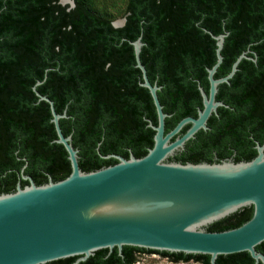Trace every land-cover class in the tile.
<instances>
[{
  "label": "trees",
  "instance_id": "trees-1",
  "mask_svg": "<svg viewBox=\"0 0 264 264\" xmlns=\"http://www.w3.org/2000/svg\"><path fill=\"white\" fill-rule=\"evenodd\" d=\"M73 1L69 8L58 0H0V96H10L12 106L0 120V127H5L0 130V176L4 172L8 179L0 191L13 190L16 170L24 163L36 184L45 183L49 175L54 181L63 179L71 170L64 146L54 141L48 102L41 100V112L34 114L27 99L37 98L33 86L38 80L42 82L36 91L53 101L57 113H66L59 125L65 136L71 134L79 167L91 171L117 162L101 155L141 157L153 144L154 130L148 122L156 124V110L148 88L139 84L141 71L135 66L131 41L141 37L140 61L149 81L161 85L157 96L164 112L180 111L182 102L173 95L188 79L186 72L204 71V65L216 62L214 52L202 51L216 47L211 34L228 33L222 64L237 57L227 47L243 48L248 42H255L251 47L258 52L256 62H264V0H127L120 27L92 11L87 0ZM178 113L170 126L184 114ZM252 211V206H245L206 229L239 226ZM255 248L264 254V241ZM137 252L210 264L209 254L130 245H123L121 254L117 247L98 249L77 264H134ZM76 258L44 264H72ZM215 261L254 263L247 251L219 254Z\"/></svg>",
  "mask_w": 264,
  "mask_h": 264
},
{
  "label": "water",
  "instance_id": "water-1",
  "mask_svg": "<svg viewBox=\"0 0 264 264\" xmlns=\"http://www.w3.org/2000/svg\"><path fill=\"white\" fill-rule=\"evenodd\" d=\"M68 7L73 0H58ZM114 27L125 23V17L111 22ZM225 34L216 39V62L208 69L209 96L203 90V109L198 116L184 117L164 133V118L156 83H151L140 61V36L133 45L135 66L141 71L139 84L148 88L157 113V124L148 125L155 131L153 145L141 157L132 153L128 158L109 153L117 162L95 170L83 171L78 164V149L72 145L71 134L64 135L53 101L33 90L39 100L48 102L54 141L64 146L70 172L63 179L51 177L36 184L22 174L28 183L12 192L0 193V264H44L77 256L72 264L87 259L96 250L123 245L185 254H209L216 264L219 254L247 251L264 264V254L255 246L264 241V152L248 161L220 163H181L167 157L182 146L205 121L218 102H214L216 86L226 81L245 55L234 61L231 71L215 79L213 73L222 61L220 50ZM190 123L183 136L169 142L170 137ZM252 206L249 219L239 226L209 231L207 225L237 210Z\"/></svg>",
  "mask_w": 264,
  "mask_h": 264
},
{
  "label": "flooded vegetation",
  "instance_id": "flooded-vegetation-1",
  "mask_svg": "<svg viewBox=\"0 0 264 264\" xmlns=\"http://www.w3.org/2000/svg\"><path fill=\"white\" fill-rule=\"evenodd\" d=\"M227 34L226 32L224 39ZM214 35L216 36L219 34ZM210 36L212 37V34ZM213 39L216 44V39ZM253 44H255V42H248L243 48L236 46L227 47L226 51L231 55L237 53V57L241 54L245 55V57H242L237 63L236 69L231 77L217 84L214 102H218V104L207 117L205 128H198L191 137L183 142L182 146L176 148L172 154L167 157L168 161L181 163H220L229 160L239 162L248 161L257 155L258 147L264 145V62H256L258 52L255 48L251 47ZM216 48L217 46L214 49L211 47H204L202 51L206 53L214 52L216 55ZM222 49L223 45L220 53ZM261 51L264 52V47ZM237 57L231 63H220L213 73V78L219 79L226 76L231 71ZM243 58L253 59L255 62H241ZM212 66L213 65H204V71H189L185 73L188 79L184 81V85H181L173 95L175 99L182 102V107H180V111L178 112L184 114L179 117L174 125L170 126L175 116L177 117L179 113L175 111H163L166 113L164 118L165 134L171 131L182 118H196L199 110L203 109L204 105L201 89L209 96L210 81L208 78V69ZM254 68H261L263 71L257 72ZM225 70L226 72H224ZM260 76L261 78H258ZM154 83L157 84L156 81ZM158 86L160 87L158 90H160L161 85ZM171 93L172 92H169L168 94ZM27 99H29L30 106L35 108L34 114H37V111L38 113L41 112L42 104L38 96L34 98V96L30 95L27 96ZM9 102H11L10 96H0V120L3 119L4 114L9 113L7 108L12 107ZM250 107H253V109ZM151 123L153 125L157 124V122L156 124L153 122ZM190 125V123L184 124L179 131L170 137L169 142L183 136ZM1 129L3 131L5 127H0V130ZM2 155L4 154L2 153ZM22 158L24 159V157ZM3 162L6 164L7 160ZM26 166L27 163H24L20 166L19 170H16L13 190L9 188L0 191V193L14 191L17 183H19L20 186L28 183L27 179L21 177L22 174H24L32 178V175L25 171ZM49 177L51 176L49 175L48 178ZM0 178V186L6 187L8 179L5 178L4 172L1 174ZM22 180H26L27 183L23 184L21 182Z\"/></svg>",
  "mask_w": 264,
  "mask_h": 264
},
{
  "label": "rangeland",
  "instance_id": "rangeland-1",
  "mask_svg": "<svg viewBox=\"0 0 264 264\" xmlns=\"http://www.w3.org/2000/svg\"><path fill=\"white\" fill-rule=\"evenodd\" d=\"M87 5L95 13L117 21L124 17L127 0H87ZM134 264H199L194 260L174 262L158 253H141L135 257Z\"/></svg>",
  "mask_w": 264,
  "mask_h": 264
},
{
  "label": "built area",
  "instance_id": "built-area-1",
  "mask_svg": "<svg viewBox=\"0 0 264 264\" xmlns=\"http://www.w3.org/2000/svg\"><path fill=\"white\" fill-rule=\"evenodd\" d=\"M141 253H147V252H137L135 255H140Z\"/></svg>",
  "mask_w": 264,
  "mask_h": 264
},
{
  "label": "bare ground",
  "instance_id": "bare-ground-1",
  "mask_svg": "<svg viewBox=\"0 0 264 264\" xmlns=\"http://www.w3.org/2000/svg\"><path fill=\"white\" fill-rule=\"evenodd\" d=\"M63 1H66V0H63Z\"/></svg>",
  "mask_w": 264,
  "mask_h": 264
}]
</instances>
